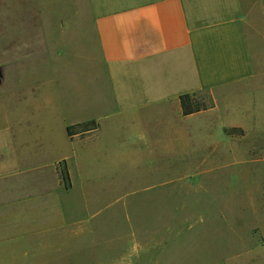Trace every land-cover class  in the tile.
Masks as SVG:
<instances>
[{"label": "rangeland", "instance_id": "obj_1", "mask_svg": "<svg viewBox=\"0 0 264 264\" xmlns=\"http://www.w3.org/2000/svg\"><path fill=\"white\" fill-rule=\"evenodd\" d=\"M12 1V15H34L29 0ZM4 3L0 0V16L9 11ZM251 85L236 94L248 97ZM251 92L258 94L245 100L251 111L244 117L226 114L238 99L218 94L215 118L197 120L210 130L186 145L171 132L163 150L135 153L114 121H104L85 147L68 141V123L112 109L105 75L95 62L88 69L60 71L35 64L23 70L2 66L1 153L10 143L21 163L76 154L73 176L79 184L90 180L82 182L90 198L61 194L53 201L58 232L26 228L13 221L11 209L9 243L6 220L5 229L0 226V264H66L65 253L74 248L80 252L76 264H96L95 255L105 264H264V89ZM21 97L28 103L18 106ZM233 120L240 130L229 135L225 131L234 127L223 131L221 125ZM171 163L188 166H159ZM64 165L69 173L67 160H60V178ZM84 226H90V249L87 235L72 228Z\"/></svg>", "mask_w": 264, "mask_h": 264}, {"label": "crops", "instance_id": "obj_2", "mask_svg": "<svg viewBox=\"0 0 264 264\" xmlns=\"http://www.w3.org/2000/svg\"><path fill=\"white\" fill-rule=\"evenodd\" d=\"M12 2L5 0L9 11L0 16V69L23 70L33 64L51 71L74 70L78 65L88 69L93 61L103 70L112 109L98 118L68 123L65 132L70 144L85 147L97 137L104 121H114L127 133L126 144L133 145L132 152L163 150L164 138L171 132L186 145L208 129L198 119L215 118L218 94L238 99L226 110V114H239L232 115L237 120L251 111L244 107L247 98L258 94L251 91L264 89V0H29L35 8L31 16L12 15ZM250 85L248 97L236 94ZM201 91L210 93L214 107L183 116L180 96ZM25 100L21 97L17 105L27 104ZM90 120L95 121V129L68 136V126ZM237 125L233 120L221 129ZM1 130L5 132L4 127ZM4 147V154L0 148V226L6 220L8 243L11 209L13 221L26 228L58 232L53 227L57 223V214L50 208L53 201L61 194L90 198L82 184L90 180L79 184L73 176L76 154H62L51 162L21 163L22 158L11 154V149H17L10 143ZM64 159L70 167L69 187L59 176L58 164ZM72 228L85 235L91 231L90 226ZM87 241L90 249L88 235ZM74 249L65 253L66 264L78 262L80 252ZM95 263L105 264L97 255Z\"/></svg>", "mask_w": 264, "mask_h": 264}, {"label": "trees", "instance_id": "obj_3", "mask_svg": "<svg viewBox=\"0 0 264 264\" xmlns=\"http://www.w3.org/2000/svg\"><path fill=\"white\" fill-rule=\"evenodd\" d=\"M199 93L183 94L180 96L179 100H180L181 112L183 116H190L196 113L207 111L214 107L213 98L208 91H205L206 94L203 97L199 96ZM95 128H96L95 121L90 120L87 122L68 126L66 131H67L68 136L72 137L79 132L81 133L88 132ZM239 130L240 129L234 127V128L226 130L225 132L231 135L234 132H237ZM60 175H61L62 181L68 187L70 183V176L67 171L66 165H64V167L60 169Z\"/></svg>", "mask_w": 264, "mask_h": 264}]
</instances>
